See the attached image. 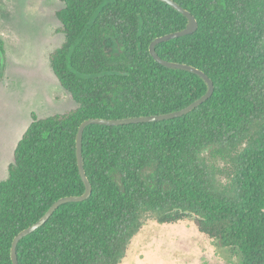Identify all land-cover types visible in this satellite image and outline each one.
I'll list each match as a JSON object with an SVG mask.
<instances>
[{"label":"trees","instance_id":"16d2710c","mask_svg":"<svg viewBox=\"0 0 264 264\" xmlns=\"http://www.w3.org/2000/svg\"><path fill=\"white\" fill-rule=\"evenodd\" d=\"M174 1L197 29L155 50L202 70L212 95L179 117L86 126L91 194L20 239L18 264H117L146 211L160 222L192 218L237 249L241 264H264V0ZM55 15L64 42L50 68L76 106L32 114L15 145L0 181V264H12L13 237L54 201L83 193L76 133L84 119L168 113L207 90L197 74L150 55L155 37L187 23L161 0H64Z\"/></svg>","mask_w":264,"mask_h":264},{"label":"rangeland","instance_id":"374dc122","mask_svg":"<svg viewBox=\"0 0 264 264\" xmlns=\"http://www.w3.org/2000/svg\"><path fill=\"white\" fill-rule=\"evenodd\" d=\"M64 0H0V181L31 121L76 106L50 68L49 54L64 42L55 12ZM117 264H241L235 248L198 231L192 218L160 222L146 211Z\"/></svg>","mask_w":264,"mask_h":264},{"label":"water","instance_id":"95a60500","mask_svg":"<svg viewBox=\"0 0 264 264\" xmlns=\"http://www.w3.org/2000/svg\"><path fill=\"white\" fill-rule=\"evenodd\" d=\"M161 1L169 4L175 10L182 13L187 18V23H186V26L182 29L155 37L149 44V53L154 58L155 61H157L158 63L164 66L184 69V70L193 72L197 74L198 76H200L207 85L206 92L203 95H201L199 98L195 99L194 101L186 105L185 107L178 109L176 111L168 112V113L153 114V115H138V116L119 117V118L90 117V118L84 119L78 126L77 133H76V157H77L78 171L84 183L85 189L83 193L79 195H67V196L58 198L56 201H54L51 204V206L46 210V212L38 220H36L31 225L19 231L13 237V240L11 242V248H10V257H11L12 264H18L16 247L20 239H22L24 236L30 234L31 232L39 228L41 225H43L49 219V217L53 214V212L57 209V207H59L61 204L66 203V202L82 201L84 199H87L90 196L92 187L86 176V173L84 170L83 157H82V135H83V131L86 126L90 124L121 125V124L139 123V122H152L156 120H164V119L179 117L184 114H187L188 112L196 108L198 105L206 101L212 95L213 90H214L213 82L207 76V74H205L202 70L198 69L197 67L193 65H189L186 63L167 61L161 58L157 54L155 50V46L158 43L170 40L172 38L191 34L197 29V26H198L196 18L187 9H184L180 4H178L174 0H161Z\"/></svg>","mask_w":264,"mask_h":264}]
</instances>
